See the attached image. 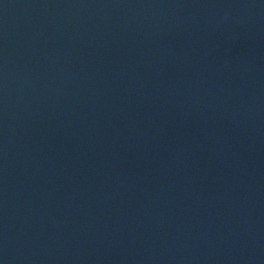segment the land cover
I'll list each match as a JSON object with an SVG mask.
<instances>
[{
	"label": "water",
	"instance_id": "95a60500",
	"mask_svg": "<svg viewBox=\"0 0 264 264\" xmlns=\"http://www.w3.org/2000/svg\"><path fill=\"white\" fill-rule=\"evenodd\" d=\"M0 264H264V0H0Z\"/></svg>",
	"mask_w": 264,
	"mask_h": 264
}]
</instances>
